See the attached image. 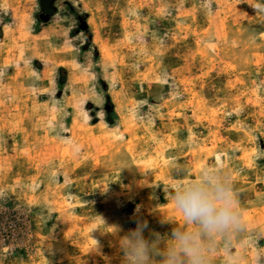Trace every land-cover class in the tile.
<instances>
[{
    "label": "rangeland",
    "instance_id": "obj_1",
    "mask_svg": "<svg viewBox=\"0 0 264 264\" xmlns=\"http://www.w3.org/2000/svg\"><path fill=\"white\" fill-rule=\"evenodd\" d=\"M205 166L264 264V0H0V264H122L137 221L170 243Z\"/></svg>",
    "mask_w": 264,
    "mask_h": 264
},
{
    "label": "clouds",
    "instance_id": "obj_2",
    "mask_svg": "<svg viewBox=\"0 0 264 264\" xmlns=\"http://www.w3.org/2000/svg\"><path fill=\"white\" fill-rule=\"evenodd\" d=\"M172 200L191 227H174L167 237L170 243H165L155 232L146 237V222L137 221L120 239L122 264H214L221 246L228 253L225 264H239V257L231 253L230 240L243 228L242 212L223 172L205 166L174 190Z\"/></svg>",
    "mask_w": 264,
    "mask_h": 264
}]
</instances>
